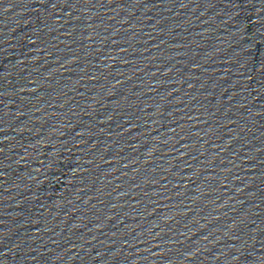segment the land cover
<instances>
[{"label":"water","instance_id":"1","mask_svg":"<svg viewBox=\"0 0 264 264\" xmlns=\"http://www.w3.org/2000/svg\"><path fill=\"white\" fill-rule=\"evenodd\" d=\"M0 264H264V0H0Z\"/></svg>","mask_w":264,"mask_h":264}]
</instances>
